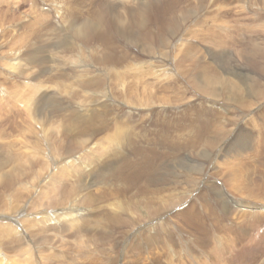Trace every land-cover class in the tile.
<instances>
[{"label":"bare ground","instance_id":"bare-ground-1","mask_svg":"<svg viewBox=\"0 0 264 264\" xmlns=\"http://www.w3.org/2000/svg\"><path fill=\"white\" fill-rule=\"evenodd\" d=\"M110 1L119 3V4L123 2H127V1H130L133 4H138V3L141 4L147 1H152L156 3V2H161L162 0H110ZM216 1L217 0H197L195 2H190L189 4H190L191 9L188 8L189 4L187 3V8L184 10L182 14L181 23H178L177 27L171 28L170 24L172 22V19L176 16V14L174 13V10L170 12L169 16L167 15V13H169V11L171 10L172 4H176L179 2H183V1L165 0L162 3L164 7V9H162V12L160 14L154 15L151 18V19H157V24L161 26V30H162L160 33L153 32L152 30L148 28V26L144 28V22L149 20V19L144 18V15L146 14L147 11H140L138 16H134L131 18H126V19H119V18L107 17L105 15L104 8H102L98 13H95L94 11H90L92 15H95V14L97 15L95 18L92 17L89 19H84L78 25L75 23H72V25L70 26V31H73L72 33L73 37H75L76 40L77 39L80 40L88 47L93 46L97 50L102 49L105 54L104 56L105 61L110 62V63L114 61L111 59V56H108V55L117 54L118 50L120 49V47L117 44V40H122V39L126 40V42L133 43L134 46L135 45L137 46L136 48L132 47L133 48L132 50L131 46L127 45V48L129 49L130 54L132 52H139L136 49L140 50V48L141 49L144 48L143 54L147 53V54L164 55V54L171 53V54H176L177 59L179 55H183V57H181L182 62H185V61L190 62L186 69L189 82L187 83L185 82V85L181 87L176 83V87H179L181 89L182 95H186L190 92V89H194L200 94H202L205 98L207 99L210 98L211 100L207 101L206 107L204 104L198 105L194 113L180 112V113L173 114L171 119L159 118L158 121L160 123L161 130L163 131L164 129V133H160V130L157 128L154 129V127L147 129V132H146L145 130L146 125L143 122L139 123L136 119V115H134V112L138 111L139 113V110H136L138 109L137 107L139 106L138 100L133 102L135 106H129L126 104L138 98V95H137L138 92L135 88L140 87L139 86L140 82H138L139 84L134 86L135 88L132 87L131 89L127 91L126 82L128 81H125L126 80L125 77H127L126 74L128 71H124V72L116 71L117 79L111 76L110 78H112V81H110L109 80L110 78L108 77L109 82H113L114 84L111 90L109 89L110 90L109 93L111 95L114 94L115 96V94H118L117 92L119 91L121 93V95L118 96L119 99L120 98L123 99L126 96V103L122 102L123 107L121 109L122 111L126 110V113L124 117L122 118L116 117L115 119L110 113L109 114L111 115L113 120L117 121V123L119 122L126 123L131 128L130 130H133L132 128L134 127L140 126L142 128L141 129L142 137L148 139L151 142L149 141L146 142L145 139L144 140L142 139L143 146L142 147L138 146L137 143L133 140V136L135 134L133 135L132 132H129L127 136V134L126 135L124 134L125 132H123L122 130H118L119 132L117 134L115 133V135H112L109 138V140H111L112 142V145H109V149H110L109 151L111 153L110 155L112 157L114 156L110 161H107L103 158L104 156L107 155V152H108L107 151L108 146L105 145V143H108V141L104 143V146H106V148H103L104 146L101 145L103 143H101V141L98 140L99 143H96V149L101 150L100 147L103 146L102 147L104 150L103 153L100 152L98 153V155H93V157L90 158L91 160H89L88 158H85L84 155H82L83 157L80 156L79 158V159L82 158V160L77 159L78 161L77 163L76 162H68L66 164L64 163L65 165H63V167L75 169L74 174L66 176L65 180L63 181H60V178H57V179L51 178L48 182L44 184L46 185L45 189L48 191L47 193H44V199H43L46 204L45 205L41 203L38 204L35 209L36 211L35 214L27 221L25 225H23L20 220H14L13 222L11 216L7 215L10 218H7V216L3 217L4 218L3 220H7V221L4 223L3 227L0 229V239H1L0 246L4 247V249L0 248V256L6 253V251L8 253H13V252H18L21 250L25 257L23 264H42V262L40 261V256L38 257L39 250L41 248L43 249L48 248L50 243L52 244L53 238L56 236L58 237L59 235L58 230L61 231L64 228V230L68 233H75V235H80L86 238L87 242L89 243V247L93 249L90 251V252L93 251L92 253H89V255L87 254L88 255L87 258L89 259L91 257L94 258L96 257L95 256L96 254H93V253H98L99 256L100 254H103V256H105L110 261L109 262L108 260H106L108 262L105 263L106 262L104 260L105 257L104 259L101 257L102 258L101 260L105 261V262L102 261L103 264H178V263L188 264L190 257L203 256L204 253H210L212 249L213 250L216 249V245L218 241L214 242L213 240L216 237V232L221 229V224L224 221V219L231 218L232 215L244 216L247 214L248 215L257 214V215H254V217H258L259 215L264 216V205H260V206L259 205H245L237 201L235 202L230 196V194H228L225 191V188H230L227 181L222 180L224 181L223 183L222 182L219 183L216 181L215 183H213L214 178H211L208 181V178L211 177V176H208L207 180L204 182V177L206 176L208 162L210 161V159L206 161L195 162L192 160L191 162H188L185 156L184 158H180L178 156L179 154L188 155L189 151H185V150H190V153L195 154L196 157L198 155L206 156L203 154V152H208V151L211 152V151H214L219 146H221L220 143L224 142L225 139L229 135L227 131V125L229 124L228 119L224 118V116L221 114H224V115L230 114L228 113L224 105L222 104H225L229 109L233 108V104H237L235 108H238L242 113L247 115L248 112L253 111L254 109H251L252 104L248 103L244 99L246 98L247 100V97H249L251 101L252 99H255V101L256 100L259 101L258 99L262 95H264V88L262 89L261 87H259V85H262L260 81L257 80L260 84L258 82L256 83L254 81L253 82L250 81L252 84L248 85V79L250 80V77L248 75L239 73V71L236 70V62L233 60L232 53L230 54V51L232 50L228 49V47L231 44L236 43V40L238 41L239 38L240 39L243 38L244 40V37H239V33L243 31L242 28H240V25H242L244 18H245L244 23L246 22V19H249L247 24L252 22L250 25L245 26L246 27L245 30L246 32H248L249 37L253 35L252 32L257 26L263 25V24H260V22L262 23V21L264 20V0H252L251 4H252V9L254 10V12L251 11V8L249 6L250 0H232L233 1L232 2L233 11L231 12L230 17L222 18L224 15L229 14L230 12L224 10L223 8H220V10L218 11V14L215 16V19L211 21L217 27L214 30V32H213V29H211L199 35L201 37L200 38L201 42H203L204 40H206V42H210V45H205V46H208V47L215 46L217 49H219L221 54H223V56H215V57H216L217 62L220 64L222 71H224L226 74H222L220 72H215V74H212L210 69H208L207 67L208 64L205 63L204 65L201 60L197 59V61H195L191 59L192 56H195L196 54H198L199 49L196 48L195 50V48H192V47L187 48L184 45H182L180 41L184 36L180 39L179 42L176 43V45L172 48V50L169 49V47L172 45L171 37H174L178 33L182 34V32H184L186 28L187 23L189 24L192 22H198V18L196 17L199 15V13L213 8L214 5H216ZM255 1L257 4L262 5L263 9L260 6V8L262 9L261 12L259 11V8L258 9L256 8V5L255 6L253 5ZM31 2L32 0L28 4H30ZM0 4H1V1H0ZM24 4L28 5L26 3H22V5ZM34 4L40 6L42 2L40 4L38 3H34ZM241 7H242V10H241ZM19 8L21 7L19 6ZM31 9H34V8L30 7V9L28 10L31 11ZM236 9L238 11L240 20H238L237 18L238 15H235L234 10ZM7 10H8L6 12L7 17H8V14H12V15L15 14L13 9L9 8ZM240 12L245 14L246 16L245 15L242 16ZM36 13L34 12V14ZM38 13L41 14V16L43 13L47 15L46 17H48L49 15V18L51 17V19L52 18L60 19V21L62 22V27L58 28L56 26L51 25L52 28L54 27L55 29L59 31H63L65 28L68 29V27L66 26L67 24L65 25L64 24L65 22H63L62 19L58 15H56L55 8L53 10V14H50L48 12H41V11H38ZM38 13L37 15L39 16ZM257 13L261 14V16L258 15ZM247 14L249 15V17ZM41 16L40 18H42ZM189 18L190 20L187 21V19ZM34 20L39 22L40 24L42 22L41 21L42 19L41 20L34 19ZM231 20H233V22L239 21L241 24H236L237 27L235 26L231 28L230 27ZM2 23H4V21H2ZM222 24L228 25L229 29H231V31L233 30L232 32L236 33V37L233 34L231 36L225 37L224 34H225V31H227L226 29L228 27L223 28ZM189 28L190 26L188 27V29ZM57 35L60 37L62 36V34L60 35L57 34ZM115 35H117L119 39H116ZM168 35L169 37L167 38L166 36ZM27 38H29V36ZM246 38H247V35L245 37V41H246ZM70 40L71 39L69 38V41ZM94 40H97V41L94 42ZM247 41H248V38H247ZM151 42H156L158 49L151 48L150 46ZM100 43H102V45ZM95 44H97L101 49ZM67 46H68L67 41H64V42L58 43V45L55 46V49L56 50L59 49L60 51L62 50L66 51ZM68 47L70 48V46ZM146 48H148V52H146ZM174 51H176V53H174ZM122 52L123 50L121 49V53ZM92 53L94 54V51ZM124 53H126L124 56H128L127 54L128 52L124 51ZM250 55L253 56L254 58L264 59V57L262 56H257L258 48H254L252 50V54ZM133 56H134V53H133ZM102 57L100 55V59ZM99 61L97 60V62ZM115 61L118 62L117 59ZM258 63L259 62L257 61V64ZM105 64L107 65V63ZM176 65H178V63ZM259 65L257 66L258 67L262 66V65L260 66ZM107 66H110V64ZM80 67L78 68V66L75 65V67H73L72 69H74L75 71H79V72L90 69V67L85 68V69H81ZM16 68H17V65L14 64L11 67V71L15 73ZM127 68L128 69L131 68V72L132 71H134L135 73L137 72L136 76H139L140 73H142L144 76L145 74H149V72L152 73L151 70L150 71L147 70L148 66L146 67V69L140 68L137 65L136 67H133L132 65H130ZM111 73L113 75L114 72H111ZM192 74H195V75H192ZM16 75H19V74H16ZM231 75L235 77L241 76L240 79L243 78L244 80H247L245 84L248 88H244V87L239 86L238 84H235L232 81V79L229 77ZM191 76H193V78ZM103 77H105V75H103ZM19 78L21 77L19 76ZM73 78H75V74H73ZM103 79L82 80L81 86L87 89L93 88L94 86H97L99 88L101 87V84H103L104 86L105 84L108 83V82L105 83ZM158 79L159 77H156L154 78V81H157ZM137 80L139 81V79ZM18 82L19 81L17 80L16 84H18ZM170 85L171 83H169L168 86L170 87ZM21 87L32 88L35 91H37L39 88V84L36 83V84H32L31 86H21ZM158 87L163 88L160 86V84H158ZM228 93L230 94V98L229 100L225 101V96ZM59 95L65 96L64 94L61 93V91H59ZM100 96L102 97V95ZM27 97H29V95ZM240 97L243 98L244 101L240 100ZM41 98L42 97H40V99ZM45 98L47 101H49V98L48 99L47 97ZM53 98L54 100L59 101L54 96ZM40 99H37V100L42 101ZM111 99L113 98H107V100L105 98V101H108ZM46 100L44 101L46 102ZM216 100L217 101L220 100L219 102L221 104L220 103L217 104L218 102L215 103ZM39 101H37V104L39 103ZM82 101H80V104L82 103ZM105 101L103 99V102ZM230 101L232 102L230 103ZM26 102H27L26 107H29L30 109H33V107L35 106L36 110L38 111L39 117H33L29 113H26L22 116H16L15 112L11 114V112L8 111L10 113V116H8V114L3 117L0 116V132H5L6 130H9L10 128L11 130H13V132L16 129L15 132L20 133L19 130H22L24 133L34 134L36 133V130H35L36 127L39 128L38 123H44V125L42 126V131L41 132L38 131L37 133L38 135L35 136V138L38 141L40 139L41 140L44 139L46 141L49 135L55 136L54 133H57V132L60 133V129L58 128V126H55L56 123L53 120L54 118H52L55 111H59L65 118L69 120L68 123L66 122L67 119L65 120V122H62L64 124L63 125L64 128H63V131L61 130L60 134H62L64 137L65 136L82 137V134H79V133L73 134V132L78 130L79 128H82V126H87L88 128V125L93 124L96 118L98 119L99 122H102L100 118L102 116H99L101 114L99 115L97 114L98 116L96 115L93 116V115H89L90 112L87 113L88 114L87 116H84L85 114L84 115L80 114L82 115L81 117L76 115V117L79 119H75L76 117H72L73 113L75 114L83 113V111H87L88 109L95 110L98 112L100 109L104 108L102 106L104 104H101V106H97L98 103L100 102L102 103L101 100L98 103L88 104L86 105V107L83 106L82 108L73 104L74 107H77L74 110L71 109L73 106L70 107L66 105L64 102L59 101L57 102L58 104L55 103L53 107H51V110L47 112V115L43 112V109L45 108H42V106H40L41 104L39 106L34 105L32 104L31 99H28ZM109 102L108 104L105 103L106 106H110ZM62 103H63V106H65L72 113H68L67 111H65V108L62 109ZM45 106H47V104H45ZM151 106H152L151 104L146 103L144 109L148 110L150 109ZM110 107L115 108L113 106H110ZM128 107H134L136 109L134 108L127 109ZM140 107H144L143 102H141ZM115 109L118 111V108H115ZM262 109L264 110V107ZM0 111H2L1 108H0ZM231 111H234V109H232ZM256 114H258V111L254 112V114L248 115L245 119L251 117V124L254 125L253 126L254 130L260 135L258 139L259 141L254 139L251 136H244L235 143L234 149H237V148L248 149L249 147H252L256 152L255 157L258 158V157H263V154H264V116H263L264 113L262 115L263 117L260 115V117H262V123H259V124L256 123V120L257 121H260V120L254 117ZM245 115H242V116H245ZM70 118L73 121H70ZM140 118L141 120L143 119L141 114H140ZM178 118H179L178 122H175V120ZM24 119H25V123L20 126V122H23ZM219 119H221V122H220L221 126L218 125ZM194 120L197 121V125H195V132L189 129L188 130L182 129L183 131L182 130L177 131V129L179 128H184L186 126H189V125H186V123H193ZM166 122H169V124L167 125ZM232 122L233 120H231V123ZM14 123L19 124V127L17 128L16 125H13ZM155 123H156V120L153 122V124ZM126 124H123V126ZM142 125H144V127H142ZM120 126H122V124ZM100 127H102V125ZM189 127H192V126L190 125ZM103 128H100V129L96 128V130H94L93 132V135L97 133L98 131L99 133L103 132L105 130ZM84 131L86 132V130ZM146 133H148V136L145 135ZM39 134H41L40 137H39ZM149 134L156 135V136L155 137L149 136ZM157 135H162V137H159ZM204 135H206V139L205 141L202 142L199 139V137L202 139ZM44 140H43V143H44ZM87 142H89V146L90 144H92L91 139H88ZM42 144L38 143L35 146L36 152H39L38 154H41L42 152L41 151ZM63 144L64 143H62V145ZM97 145H100V146H97ZM63 146H66V145H63ZM89 146H85L84 148H87ZM124 146H127L134 152L126 153L121 148ZM147 148L152 149V150H148ZM2 150L0 147V211H7L9 213H13V211L17 210L18 212L24 209L28 205V204L23 205L19 209L21 200L24 199L29 194V187L27 184L29 182L30 175L17 176L11 173L10 171L6 172L5 170L10 166V163H9L10 160L9 159L6 160L7 158L6 152L5 150L4 151ZM57 150H58V147H57ZM81 152H84V151H81ZM53 154L56 158V159L54 158L55 159L54 162L50 163V165L48 166H43V168L55 167L57 164H60V163L63 164L65 160L67 161L69 160V159L62 158L64 156H73L72 158H75V159L78 158V157H74V153L71 152L70 149H68L67 147H64L63 149L59 151H56V148H55V151H53ZM174 154H177V155H174ZM220 154H222V151ZM87 155L88 154H86L85 156ZM212 155L210 156V158L213 157ZM123 156L128 158L129 161L124 160ZM137 158L138 160H136ZM167 158H170L169 163L166 162ZM216 158L217 156L213 158L214 159L213 163ZM130 159H132L133 161H130ZM19 161L22 164L30 163L29 165L33 164L34 166H37V167L41 166L42 164L40 158H33L30 161H28L27 159L21 158L19 159ZM134 161L135 162L138 161V162L134 163ZM186 163L190 165L200 166L202 168V170L198 174L200 177V183H201L200 188H196L194 190L181 189L180 178L182 177V174L178 173L175 170V167L183 166ZM138 165H140V168H137ZM74 166L76 168H74ZM150 166H153L154 168L150 169L149 168ZM89 168L96 169V170L92 171ZM79 170H81L80 171L81 173L79 172ZM152 173H154L156 176V181L154 183L149 182L148 175ZM253 173H256L254 169H253ZM47 175L48 174L46 173H40V175L37 178L38 181L39 182L45 181L46 180L45 177ZM218 175L222 179L221 171L218 172ZM185 177L187 178L186 179L187 182H190V175L186 174ZM203 185H205L206 187L203 188ZM262 185H264V181L262 182ZM149 189L153 191H150ZM92 191H95V192L92 193ZM221 191L223 192V195L225 196V198L219 201L216 196ZM201 192L202 194L205 192L207 195V198L204 199V203L202 202V199H201L202 195L200 197ZM125 193L128 194V199L122 196V194H125ZM117 196H119L118 197L119 201H115ZM261 196L264 198V191L262 192ZM72 200L73 202L70 203V201ZM262 201H264V199ZM67 202H69L70 204L68 203L67 205ZM187 203H190V204L187 206L186 209L182 210L181 212L180 211L178 212V210H176L179 207H182L184 204H187ZM220 203L223 205L224 214H221L219 212V208L214 209L213 207V206L218 207ZM121 204L122 206L120 207ZM58 206H69L70 208L61 213H59L58 211L52 210L53 208L58 207ZM209 206H212L213 209H211ZM103 207H109V209L107 208L106 210H104L106 214H101ZM121 208H124V209L126 208L129 211V214L127 215L124 213H120ZM235 208H237L238 211H236ZM187 212H189L190 218L188 222L183 225L194 231V236H195L194 243L191 241L192 238L190 236H187L184 233L186 232V230L184 228L183 229L180 228V226H182L181 221L183 218H186ZM213 227L215 228L213 229ZM126 229H128L129 231L121 239L119 232L120 231L123 232ZM213 230H214V233L213 235H211ZM52 231L55 232V235L54 233L50 234ZM179 231H183V232H179ZM124 233L125 231L123 232V234ZM262 233L264 234V230L262 231ZM190 234L191 236L193 235L192 233ZM255 236H262V234L261 233L257 235L255 234ZM63 241H64V245H66L67 243L65 244V240ZM173 244L175 247L172 246ZM101 245L102 247H99ZM15 248H17L18 250ZM64 248H67V247L64 246ZM13 249L16 251H13ZM242 251H243V254H246L243 256L244 264H264V260L260 262L261 260L254 259L252 256L248 257L253 253L255 254L258 253L254 245H251L250 243H248L243 247ZM226 253H228L227 248H226ZM52 255L53 254H49L48 252V255H46V257H49V258H45L46 260L45 262H52L54 264L55 263L58 264V262L54 260ZM79 255H82V254H79ZM217 258L219 257H216L215 259ZM2 261L3 259H0V264H12V263H15L17 260L12 261V262H7V263H5L4 261L2 262ZM73 263H76V262H73ZM16 264H18V262ZM76 264H101V262L98 263L97 261L94 260V261H91L90 263H87V261L78 263L77 261Z\"/></svg>","mask_w":264,"mask_h":264},{"label":"rangeland","instance_id":"rangeland-1","mask_svg":"<svg viewBox=\"0 0 264 264\" xmlns=\"http://www.w3.org/2000/svg\"><path fill=\"white\" fill-rule=\"evenodd\" d=\"M0 1H1V4H0L1 5L0 6V14H1L0 15V20H1L0 21V108L2 109V111H0L1 117L5 116L7 114H8V116H10L9 112H11V114L13 112H15L16 116H22L26 113H29L33 117H39L38 111L36 110L35 106L33 107V109L26 107V103H27L26 101L28 99H31V102L34 105L39 106L41 104L40 106H42V108H45V109H43V112L46 115H47V112L51 110V107H53V105L59 101L64 102L66 105H68L70 107H72L73 104H75L76 106L81 107V108L83 106L86 107V105H88V104L98 103V102H100V100L102 101V103L101 102L98 103L97 106H101V104H104V105H102L104 108L100 109L98 112L95 110L88 109L87 111H83V113H79V114L73 113L72 117H76V115L81 117L82 115H80V114H83V115L85 114L84 116H87L88 115L87 113H89V112H90L89 115L98 116L99 114H101L99 116H102V117H100L102 122H99L98 119L96 118L95 121L93 122V124L88 125V128H87V126H82V128H79L80 130L78 129V130L74 131L75 133L73 132V134H77V133L82 134V137H70V136L64 137L62 134H60L61 130L63 131V128H64L63 127L64 124L62 122H65V120L67 118H65L59 111H55L52 118H54L53 120L56 123L55 126H58V128L60 129V133L59 132L54 133L55 136L51 135L52 137L49 135L48 138L46 139L47 142L44 139H42V140L40 139L38 141L35 138V136L38 135L37 134L38 131L39 132L42 131V126L44 125V123H38L39 128L36 127V129H35L36 133H34V134L24 133L22 130H19L20 133L15 132L16 129L13 132V130H11L10 128H9V130H6L5 132H0L1 150L2 149L5 150L6 156H7L6 160H8V159L10 160L9 161L10 166L5 171L6 172L10 171L11 173H13L17 176L30 175V179H29V182L27 184L29 187V194L24 199L21 200L19 209L23 205H26V204H28V205L24 209H22L18 212H17V210L13 211V213H9L7 211H0V229L3 227L4 223L7 221V220H3L4 219L3 217H5L7 215L12 217L13 222H14V220H20L22 222V224L25 225L27 223V221L35 214V212H36L35 209H36L37 205L40 203L44 204V205L46 204L43 199H44V193H47L48 191L45 189L46 185H44V184L46 182H48L51 178H56V179L60 178V181H63V180H65L66 176L74 174L75 169L63 167V165H65L66 163H68V162H76L77 163L78 162L77 159L82 160V158L79 159L80 156H82V155H84L85 158H88L89 160H91L90 158L93 157V155H98V153H100V152L103 153L104 152L103 148H106V146H108L107 147L108 152H107V155L104 156L103 158L107 161H110L114 156L112 157L110 155L111 153L109 151L110 150L109 145H112V142H111V140H109V138L112 135H115V133L117 134L119 132L118 130H122L123 132H125L124 133L125 135L127 134V136H128L129 132H132L133 135L135 134L134 135L135 137L133 136V140L137 143L138 146H141V147L143 146V140L144 139L146 142L149 141L148 139L142 137V135H141V129L142 128L140 126L134 127V128H132L133 130H130L131 128L126 123L119 122L120 125L122 124V126H120L119 123H117V121L113 120L111 117V115H112L114 119L116 117L122 118L125 116V113H126V110H124V111L121 110L123 107L122 102L126 103V96L123 99L122 98L119 99L118 96L121 95V93L119 91L117 92L118 94H115V96H114V94L111 95L109 93L111 88L114 86L113 82H109V80L112 81V78H110L111 76L116 78V76H117L116 71H118V72L119 71L120 72L128 71L127 72L128 75L126 74L127 77H125V79H126L125 81H128V82H126L127 91L129 89H131L132 87H134L135 85L139 84L138 82H140V84H139L140 87H138V88L134 87L138 92L137 93L138 98L129 102V103H126V104L129 106H135L133 104V102L138 100V102H139L138 103L139 106L137 107L138 109H136L134 107H128L127 109L134 108L136 110H139V113L142 115L143 119L141 120L140 114L138 113V111L134 112V115H136V119L139 123L143 122L146 125V128H145L146 132H147V129L154 127V129L155 128L159 129L160 133H164V129H163V131L161 130V126H160V123L158 121L159 118L171 119L173 114L180 113V112L194 113L195 110L197 109L198 105L204 104L206 107L207 101L211 100L210 98H208V99L205 98L202 94H200L199 92H197L194 89H190V92L188 94L182 95L181 89L179 87H176V83L181 87V86L185 85V82L186 83L189 82V78L187 76V73H186L187 70L186 69H187V66L189 65L190 62L189 61L182 62L181 57H183V55H179L178 59H177L176 54H171V53L170 54H164V55H162V54H147V53L143 54L144 48H142V49L140 48L141 51L139 49H136L139 52H132L130 54L129 49L127 48V45L131 46V48L132 47L136 48L137 46L136 45L134 46L133 43L126 42V40L122 39V40H117V44L120 47V49H119L120 51L118 50L117 54L108 55V56H111V59L114 61V62L110 63V62L105 61V57H104L105 54H104L103 50L97 44H95V45H97L102 51L95 49L93 46L88 47L83 42H81L80 40H78V39L76 40L75 37H73V34H72L73 31H70V26L72 25V23H75L78 25L84 19H89L92 17L95 18L97 15L96 14L92 15L90 13V11H94L95 13H98L102 8H104L105 15L107 17L119 18V19L131 18L134 16H138L140 11H147L146 14L144 15V18L149 19V20L144 22V28L148 26V28L150 30H152L153 32L160 33L162 30H161V26L159 24H157V19H151V18L154 15L160 14L162 12V9H164L162 3L165 0H162L161 2H156V3L152 2V1H147V2L141 3V4H139V3L133 4L130 1L123 2V3L119 4V3L111 2L110 0H41V1L40 0H32V2L30 4H28V3L31 0H0ZM181 1H183V2L172 4L171 10L169 11V13H167V15L169 16L170 12H172L174 10V13L176 14V16L172 19V22L170 24L171 28H175V27H177L178 23H181L182 14H183L184 10L187 8V3L189 4L190 2H195L197 0H181ZM41 2H42V4L40 6L34 4V3L40 4ZM232 2H233L232 0H217L216 5H214L213 8H211L210 10H206V11L199 13V15L196 17V18H198V22H192L189 24L187 23L186 28H185L184 32H182V34L178 33L174 37H171V39H172L171 44L172 45L169 47V49L172 50V48L176 45V43L179 42L180 39L184 36L180 41V43L182 45H184L187 48H190V47L195 48V50H196V48L199 49L198 54L195 55L197 57L192 56L191 59H193L195 61H197V59L201 60L204 65H205V63L208 64L207 67H208V69H210L212 74H215V72H220L222 74H226L224 71H222L220 64L217 62L216 57H215V56H223V54H221L219 49H217L215 46H210V47L205 46V45H210V42H206V40L201 42L200 41L201 37L199 35H201L204 32H207L211 29H213V32H214V30L217 27L211 21H213L215 19V16L218 14V11L220 10V8H223L224 10L230 12L229 14L224 15L222 18L230 17L231 12L233 11ZM22 3H26L28 5H25V4L22 5ZM44 3H46V4H44ZM251 3H252V0H250L249 6L251 8V11L254 12V10L252 9ZM234 4H236V3H234ZM253 5L254 6L256 5V8L257 9L259 8L260 12L262 11V9H263L262 5L257 4L256 1H255V3H253ZM19 6L21 8H19ZM260 6L262 9L260 8ZM30 7L34 8V9H31V11L28 10V9H30ZM150 7H151V9H150ZM9 8L13 9L15 14H13V15L8 14V17H7L6 12L8 11L7 9H9ZM16 8H18V9H16ZM54 8L56 10V15H58L62 19V21L65 22L64 23L65 25L67 24L66 26L68 27L69 31L67 28H65L63 31H59V30L55 29L54 27L52 28V26H56L58 28L62 27V22L60 21L59 18H52L51 19V17L49 18V15H48V17H46L47 15L42 13V16H41V14H39L40 12L38 13V11H41V12H48L50 14H53ZM188 8L191 9L190 4L188 5ZM241 10H242V7H241ZM1 11H3V12H1ZM28 11H30V12H28ZM234 11H235V15H238L237 9ZM34 12L35 13L37 12L39 14V16L37 15V13L34 14ZM240 14L242 16L245 15L241 12H240ZM36 15L39 18H40V16L42 18L39 19ZM258 15L261 16V14H258ZM193 17H195V16H193ZM248 17H249V15H248ZM237 18H238V20H240L239 15ZM34 19H36V20L42 19L41 20L42 22L40 21L41 24L39 22L35 21ZM189 20H190V18L187 19V21H189ZM193 20H195V19H193ZM2 21H4V23H2ZM244 21H245V18H244ZM244 21L242 22V25H240V28H242L243 31H241L239 33V37H244V40H243V38H241V39L239 38L238 41L236 40V43L231 44L228 47V49L232 50V51H230V54L232 53L233 60L236 62V70L239 71V73L248 75L250 77V80L248 79V85L252 84L251 82H253V81L256 83L258 81H260L262 83V85H259V87H261L263 89L264 88V85H263L264 84V64H263L264 59L263 58H254L250 54H252V50L254 48H258V55L257 56L264 57V20L262 21V23L260 22V24H263V25L257 26L254 29V31L252 32L253 35L251 37L248 36V32H246V30H245V28H246L245 26L250 25L252 22L247 24L249 19H246L245 23H244ZM44 22H45V24H44ZM42 23L44 24V26ZM236 24H241V23L239 21L233 22V20H231L230 27L231 28H233L235 26L237 27ZM222 25H223L222 26L223 28L228 27L226 29L227 31H225V34H224L225 37L231 36L232 34L236 37V33L232 32L233 30L231 31V29H229L228 25H225V24H222ZM3 26H4V28H3ZM189 26H190V28L188 29ZM144 31H145V29H144ZM239 31H240V29H239ZM67 32H69V33H67ZM57 34H59V35L62 34V36L60 37ZM240 34L243 36H241ZM246 35H247L248 41H247V38L245 41ZM28 36H29V38H27ZM166 37L168 38L169 35ZM69 38L71 39L70 41H69ZM115 38L119 39V37L117 35H115ZM64 41H67L68 46H70V48L67 46L68 50L66 49V51H63V50L60 51L59 49L56 50L55 46H57L58 43H61ZM96 41L97 40H94V42H96ZM74 43H75V45H74ZM76 43H78V44H76ZM100 44L102 45V43H100ZM151 44H150L151 48L158 49L156 42H151ZM71 45H73L74 47ZM72 47H73V49H72ZM76 48H77V50H76ZM121 49L123 50L122 53H121ZM43 50H44V52H43ZM91 50H92V52L94 51V54L91 52ZM132 50H133V48H132ZM86 51H87V53H86ZM99 51L101 53L102 52L103 53L101 54ZM124 51L128 52L127 53L128 56H124L126 54V53H124ZM146 52H148V48H146ZM156 52H158V51H156ZM262 52H263V54H262ZM133 53H134V56H133ZM174 53H176V51H174ZM100 55H101V57L103 55L104 58L102 57L100 59ZM112 56H114V57H112ZM190 56H191V54H190ZM59 57H61V58H59ZM34 58H35V60H34ZM116 59L118 60V62L115 61ZM97 60L98 61L100 60V61L97 62ZM257 61L259 62L258 64H257ZM261 61H263V62H261ZM105 63H107V65L110 64V66H107ZM177 63H178V65H176ZM14 64L17 65L15 73L11 71V67ZM74 64L77 65L78 68L81 66L80 67L81 69H85V68H89V67H90V69L84 70L82 72L75 71L74 69H72L73 67H75ZM256 64L257 65L260 64L262 66L258 67ZM130 65H132L133 67H136V65H137L138 67L145 68V69L148 66L147 70H149V71L151 70L152 73L149 72V74H145V76L142 73H140L139 76H136L137 72L136 73L134 71L131 72V68L130 69L127 68ZM33 66L34 67L36 66V67L34 68ZM118 66H119V68H118ZM39 67H40V69H39ZM107 69H108V71H107ZM262 69H263V71H262ZM143 71H144V69H143ZM111 72H114L113 75ZM107 73H109V74H107ZM145 73H146V71H145ZM16 74H19V75H16ZM73 74H75V78H73ZM15 75L18 77H16ZM103 75H105V77L107 76L106 77L107 79L105 77H103ZM192 75H195V74H192ZM19 76L21 78H19ZM22 76H23V78H22ZM248 76H247V78H248ZM108 77L110 78L109 80H108ZM156 77H159V79L157 81H154V78H156ZM191 77L193 78V76H191ZM229 77L232 79V81L235 84H238L239 86L244 87V88H248L245 84L247 82V80H244L243 78L240 79L241 76L235 77V76L231 75ZM81 78H83V79H81ZM88 79H90V80L103 79L105 81V83H107V82L108 83L105 84L104 86H103V84H101V87H99V88L97 86H94L93 88H89V89L83 88L81 86V81L82 80H88ZM137 79H139V81ZM169 79H171V80H169ZM238 79H240V80H238ZM17 80L19 81L18 84L20 86L18 84H16ZM170 81H172V82H170ZM36 83L39 84V88L37 91H35L32 88L21 87V86H31L32 84H36ZM169 83H171L170 87L168 86ZM158 84H160V86L163 88H159ZM15 85H16V87H15ZM108 86H110V87H108ZM14 87H15V89H14ZM104 87H106V88H104ZM100 89H102V90H100ZM184 89H186V88H184ZM93 90H95V91H93ZM99 90L101 92H103V90H104V92L101 93ZM40 91H41V93H40ZM59 91H61V93L64 94L65 96H60ZM87 91L90 93H88ZM39 93H40V95H39ZM105 93H107V94H105ZM28 95H29V97H27ZM52 95L55 98H57L59 101L54 100ZM100 95H102V97ZM103 96H105V97H103ZM40 97H42L43 99L45 97H47V99L49 98V101H47L45 98L44 100H46V102H47L46 103L42 98L40 99ZM105 98H106V100H107V98H113V99H111L112 101L111 100L105 101ZM229 98H230V94L228 93L225 96V101L229 100ZM37 99H40L42 101H39ZM103 99L105 102H103ZM240 100H242V101L245 100L248 103L252 104L251 109H254L253 110L254 112L258 111V114H256L254 117L257 118L258 120H260V121L256 120V123L257 124L262 123V117L264 116L263 115L264 110L262 109L264 107V95H262L258 99L259 101H257V100L255 101V99H252V101H253L252 102L249 97H247V100H246V98L243 100V98L240 97ZM37 101H39L38 104H37ZM80 101H82L81 104H80ZM219 101L220 100H218V101L216 100L215 103L218 102L217 104H219L220 103ZM41 102H43V103H41ZM108 102H109L110 106L118 108L119 112L115 108H111L110 106H106V104H108ZM141 102L144 103V107H140ZM231 102L232 101H230V103ZM44 103L47 104V106H45ZM146 103L152 105L150 107V109H148V110L144 109ZM222 105H224V107L227 109L228 113H230V114H228V115L221 114L224 116V118H227L228 122H229V124L227 123L228 124L227 125V131H228L229 135L225 139L224 142L220 143L221 146L216 148L214 151L203 152V154L206 156L198 155L196 157L195 154L190 153V150H185V151H189L188 155L187 154H184V155L179 154L178 156L180 158H184V156H185V158L188 160V162H191L192 160L197 162V161H206V160L210 159V161L208 162L207 173H206V176L204 177V182L207 180L208 176H211L208 178V181L211 178H214L213 183H215V181L219 182V183H221V182L223 183L224 181H222V180H225V181H227V183L230 186V188H225V191L228 194H230V196L232 197V199L235 202L237 201V202L243 203L245 205H259V206L264 205V201H262L264 198L261 196L262 192L264 191V185H262V182L264 181V154H263V157L256 158L255 157L256 152L252 147H249L248 149H243V148L234 149L235 143L240 138H242L244 136H251L256 140L259 139L260 135L254 130V128H253L254 125L251 124V117L247 118L250 120V122H249V120L245 119L248 115L254 114V112L250 111L247 113V115H245L238 108H235V106H237V104H233L232 109H234V111H231L232 109L231 108L229 109L225 104H222ZM64 108H65V111H67L68 113H72L65 106H63V103H62V109H64ZM75 108H77V107L73 106L71 109L74 110ZM113 113H115V114H113ZM232 114H233V116H232ZM242 115H245V116H242ZM260 115L261 116L263 115V116L260 117ZM63 118H64V120H63ZM71 118H70V121H73V120H71ZM75 119H79V118L76 117ZM155 120H156V123L153 124V122ZM178 120H179V118L176 119L175 122H178ZM231 120H233L232 123H231ZM66 122L68 123L69 120L67 119ZM220 122H221V119L218 120V125L221 124ZM24 123H25V119L23 122H20V126L23 125ZM123 124H126V125L123 126ZM166 124L168 125L169 122H166ZM13 125H16L17 128L19 127V124L14 123ZM101 125H102V127H100ZM186 125H189V126L191 125L192 127L186 126L184 128L177 129V131H180L182 129L183 130L189 129V130H192L195 132V125H197V121L194 120L193 123H186ZM142 127H144V125H142ZM96 128H99V129L103 128L106 131L104 130L101 133H99V131H98L97 133H95L93 135V132H94V130H96ZM84 130H86V132ZM40 135L41 134H39V137H40ZM145 135L148 136V133H146ZM177 135H179V134H177ZM149 136L155 137L156 135H150L149 134ZM157 136L162 137V135H157ZM174 136H176V135H174ZM69 137L71 140L69 139ZM88 139L92 140L93 146H92V144H90V146H89V142H87ZM199 139L202 142L205 141L206 135H204L202 137V139L199 137ZM43 140H44V143H43ZM98 140L101 141V143H103V144H101L103 146H104L105 142L108 141V143H105L106 146H104V147L101 146L100 147L101 150H98V149H96V143H99ZM57 141H58L59 145H58ZM68 141H69V143H68ZM74 142H75V144H74ZM110 142H111V144H110ZM149 142H151V141H149ZM38 143L39 144L43 143L41 145V147H42L41 151L43 152V154H42V152H41V154H38L39 152H36V150H35V148H36L35 146ZM62 143H64L63 145H66V146H63ZM83 144H85V145H83ZM50 145H51V147H50ZM85 146H89V147L84 148ZM97 146H100V145H97ZM57 147H58V150H57ZM64 147H67L68 149H70V151L74 153V157H78V158L75 159V158H72L73 156H64L62 158L69 159V160L68 161L65 160L63 162V164L60 163V164H57L55 167L43 168V166L50 165V163L54 162V160L56 159L54 154H53V151H55V148H56V151H59V150L63 149ZM126 147L127 146H124L121 148L126 153L134 152L130 148H128V147L126 148ZM51 149H52V151H51ZM71 149L74 151H72ZM4 150H2V151H4ZM148 150H152V149H148ZM81 151H84V152H81ZM221 151H222V154H220ZM92 152L95 154H93ZM78 153L81 155H79ZM90 153H92V154H90ZM86 154H88V155L85 156ZM177 154H174V155H177ZM39 155H41L42 157ZM211 155L213 157L210 158ZM215 156H217V158L215 159V161L213 163V160H214L213 158H215ZM21 158L27 159L28 161H30L33 158H40L42 164L39 167L34 166L33 164H31L32 165L31 166V165H29L30 163L22 164L19 161V159H21ZM124 160L129 161L128 158H126V157H124ZM136 160H138V158ZM130 161H133V160L130 159ZM137 162L138 161H136V162L134 161V163H137ZM166 162L169 163L170 158H167ZM85 165H86V163H85ZM74 168H76V167L74 166ZM137 168H140V165H138ZM149 168L153 169L154 167L150 166ZM253 169L255 170L256 173H253ZM90 170L93 171L96 169H90ZM175 170L178 173L182 174V177L180 178L181 189L194 190L196 188L201 187L200 177L198 175L199 172L202 170V168L200 166L190 165V164L186 163L183 166H176ZM80 171L81 170H79V172ZM99 171H101V170H99ZM219 171L222 172V179L218 175ZM40 173L48 174L46 177L44 176L46 178V180L43 182H39L37 179L38 176L40 175ZM186 174L190 175V182H187V180H186L187 178L185 177ZM148 177H149L150 183H154L156 181V176L154 173L149 174ZM261 180H262V182H261ZM130 182H132V181H130ZM204 187H206V186L203 185V188ZM93 189H95V188H93ZM150 191H153V190H150ZM94 192L95 191H92V193H94ZM201 195H202V197H201ZM122 196L124 198L128 199L127 193L122 194ZM118 197L119 196L116 197L115 201H119ZM200 197L202 199V202L204 203V199L207 198V195L205 192L203 194L201 192ZM216 197L218 198L219 201H221L222 199L225 198L222 191ZM112 199H114V198H112ZM71 202H73V200L70 201V203ZM68 203L69 202H67V205H68ZM189 204L190 203L184 204L182 207H179L176 210H178V212L179 211L181 212L182 210L186 209ZM121 206H122V204L120 205V207ZM209 207L211 209H213V207H214V209L219 208V212L221 214H224L223 205L221 203L218 205V207L217 206L216 207L215 206H213V207L209 206ZM69 208H70L69 206H58V207L53 208L52 210H55V211H58L59 213H61L65 210H68ZM107 208L109 209V207H103L101 214H106L104 212V210H106ZM235 210L238 211L237 208H235ZM189 212L186 213V218L182 219V221H181L182 226H180V228L181 229L184 228L186 230V232H184V233L187 236H190L192 238L191 241L194 243V240H195L194 231L183 225V224H186L190 218ZM120 213H124V214L128 215L129 211L126 208L125 209L121 208ZM254 215H257V214H249V215L247 214L244 216L232 215L231 218L224 219V221L221 224V229L216 232V237L213 240L214 242L218 241V243L216 245L217 250L212 249L213 251L211 250L210 253H204L203 256H192L189 258L188 264H244L243 256L246 254H243L242 250H243V247L248 243H250L251 245H254L256 247V250L258 251V253L257 254L253 253L250 256H248V255L247 256L248 257L252 256L254 259H257V260L259 259V260H261L260 262H262L264 260V234L262 233V231L264 230V216L259 215L258 217H254ZM8 216H7V218H10ZM197 217H198V215H197ZM126 218H127V216H126ZM214 228L215 227H213V229ZM124 231H125V233L123 234ZM124 231L119 232L121 239L129 230L126 229ZM254 231H256V232H254ZM58 232H59L58 237L56 236L53 238L52 244L50 243L48 248H45V249L41 248L39 250L38 257L40 256V261L42 262V264H54L52 262H45L46 261L45 258H49V257H46V255H48V252H49V254H53L52 257L54 258V260H56V262H58V264H76L77 261H78V263H81L84 261L85 262L87 261V263H90L91 261H94V260L97 261L98 263L101 262V264H103V262L108 260L105 256H103V254H100V256H99L98 253H93V254H96L95 255L96 257H94V258L93 257H91L90 259L87 258L89 253L93 252V251L90 252L93 249H91L89 247V243L87 242L86 238H84L83 236L75 235V233H68L64 230V228L61 231L58 230ZM179 232H183V231H179ZM188 232L192 233L193 235L191 236V234ZM53 233L55 235L54 231H52L50 234H53ZM213 233H214V230L211 233V235H213ZM260 233L262 234V236H255V234L257 235ZM63 240H65V244L67 243L66 245H64ZM76 243H77V245H76ZM61 245H62V247H61ZM63 245L67 248H64ZM172 246L175 247L174 244ZM71 247L74 249H72ZM99 247H102V245ZM0 248L4 249L3 246H0ZM226 248L228 249V253H226ZM15 249H17V248H15ZM13 251H16V250L13 249ZM4 252H5V250H4ZM79 254H82V255H79ZM15 255H17V256H15ZM54 255H55V257H54ZM101 257L103 259L105 257V259H104L105 261L101 260L102 259ZM216 257H219V258L215 259ZM24 258H25L24 254L22 253L21 250L18 252H13V253H8L6 251V253H4L3 255L0 256V259H3V261L5 263L17 260L15 263H12V264H16L17 262H18V264H23ZM108 261H106L105 263H107ZM73 262H76V263H73ZM176 263H178V262H176ZM55 264H57V263H55Z\"/></svg>","mask_w":264,"mask_h":264}]
</instances>
